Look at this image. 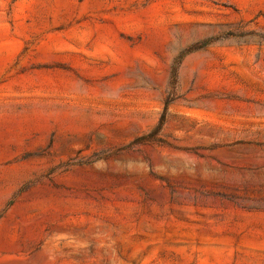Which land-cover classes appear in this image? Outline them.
<instances>
[{
	"label": "rangeland",
	"instance_id": "1",
	"mask_svg": "<svg viewBox=\"0 0 264 264\" xmlns=\"http://www.w3.org/2000/svg\"><path fill=\"white\" fill-rule=\"evenodd\" d=\"M0 49V264H264V0H0Z\"/></svg>",
	"mask_w": 264,
	"mask_h": 264
},
{
	"label": "bare ground",
	"instance_id": "2",
	"mask_svg": "<svg viewBox=\"0 0 264 264\" xmlns=\"http://www.w3.org/2000/svg\"><path fill=\"white\" fill-rule=\"evenodd\" d=\"M154 25L158 29H162L163 26H164L163 22L161 20L155 21ZM105 36L106 37H104V39L102 41L103 52L106 55H109V56H111V57H113L115 59H118V60L121 59L122 56L124 55V53H123L124 49L118 47V45H117V35L114 32L110 31ZM92 37H93V32L92 31H89L88 33L85 34V38L86 39H91ZM62 47H65V49L67 48V50L71 49L70 46H62ZM53 51H54V49H52V48H47L46 49L47 53H53ZM0 52H1V49H0ZM134 57L135 58H140V59H142V58L148 59L147 55H142V54H136Z\"/></svg>",
	"mask_w": 264,
	"mask_h": 264
}]
</instances>
